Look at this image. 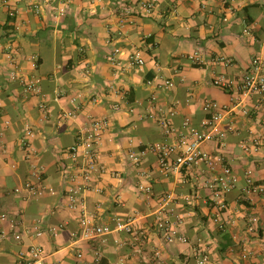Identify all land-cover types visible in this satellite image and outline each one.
<instances>
[{
    "label": "crops",
    "instance_id": "obj_1",
    "mask_svg": "<svg viewBox=\"0 0 264 264\" xmlns=\"http://www.w3.org/2000/svg\"><path fill=\"white\" fill-rule=\"evenodd\" d=\"M35 1L43 0H17L20 14L13 22L0 0V126L4 130L0 209L20 220L23 231L22 239L16 240L8 222L0 224V231L7 233L0 242V264H18L28 257L31 244L42 246L51 264H78V251L88 264H117L121 259L148 264L155 249L162 252V264H198L200 249L209 255L207 264H254L255 259L264 264V195L248 194L244 188L249 169L258 183L264 181V95L252 94L238 103L233 90L213 83L218 76L240 80L251 60L264 56V0H158L151 14H139L123 30L118 29L119 19L138 0H55L45 4L41 14L28 9ZM60 5L67 8L64 16L57 13ZM12 41L19 47L20 70L27 77L41 78V95L26 93L19 80L9 77ZM115 47L122 49L123 68L110 62ZM137 47L144 50L146 63L142 68L127 67L128 56ZM195 52L200 53L199 63L190 59ZM158 78L171 79L175 86L158 88ZM113 85L129 91L128 102L119 111L113 109L120 100L111 90ZM153 94L157 116L166 114L177 130L187 118L202 126L208 98L227 107L221 127L228 134L222 150L240 183L225 196V209L212 201L204 166L165 174L154 155L139 166L129 160L131 149L175 140L148 116ZM71 110L77 115L66 116ZM103 116L109 117L111 127L98 147L99 171L92 180V187L101 190L90 189L83 195L98 221L114 231L84 239L80 212L69 208L66 194L71 177L79 171L70 147L92 117ZM27 125L35 132L30 157L20 146ZM254 138L260 144L246 151L243 144L251 145ZM202 146L217 153L215 141ZM141 181L151 183L153 198L139 190ZM28 183L41 193L27 188ZM166 209L182 217L187 243L164 241L156 221ZM218 214L224 229L216 221ZM252 214L261 223L255 233L247 234ZM115 218L143 232V255L134 252V235L118 230ZM36 230L43 235L35 237ZM244 246L253 256H244Z\"/></svg>",
    "mask_w": 264,
    "mask_h": 264
},
{
    "label": "built area",
    "instance_id": "obj_2",
    "mask_svg": "<svg viewBox=\"0 0 264 264\" xmlns=\"http://www.w3.org/2000/svg\"><path fill=\"white\" fill-rule=\"evenodd\" d=\"M55 0H43L31 2L28 4V9L35 14H41L43 7L49 5ZM17 0H2V5L7 11L8 17L16 22L20 9L16 5ZM158 0H138L135 6H130L126 9L125 13L120 17L118 23V29L123 30L127 25H131L135 22V18L139 14L148 15L151 14L156 8ZM67 8L65 5L57 7V13L59 16L66 14ZM245 31H248L246 29ZM9 57L11 58L12 67L9 71V77L12 80H19L22 83L23 89L26 93L31 95H41L42 85L41 78L39 76L27 77L19 68L17 58L19 55V47L15 41H12L8 47ZM121 47H115L110 57V62L115 68H123V62L120 58ZM145 53L141 47L135 48L128 56L127 67L130 68H142L145 63ZM190 59L195 63H199L201 56L199 52H195L190 55ZM213 83L225 90H233L236 93L234 101L241 102L243 98L252 94L264 95V56H256L251 60L248 70L242 75L238 81L226 78L224 76H218L213 80ZM156 87L171 89L175 86V82L171 79L158 78L155 83ZM113 93L120 98L113 104V109L119 111L123 108V105L128 102V90L124 87L113 85ZM157 95L153 94L150 98L151 109L149 117L156 119L159 126L162 128L165 135L175 137L172 142L160 141L143 146L139 149H131L128 152V158L135 166L141 165L143 160L149 155H154L157 158L158 166L165 174L181 169L182 167H205L209 173V178L206 181V186L211 190L212 201L219 209L226 208L225 196L234 190L240 183V176L235 172L233 167L227 160L223 147L226 142L228 131L223 129L222 123L225 120L226 106H222L213 99H206L204 101L203 108L207 113L206 118L202 121V126L197 127L191 123L190 118L185 119L183 126L180 130H177L171 121V119L165 114L163 116H157L154 108H157ZM76 102V99H73ZM45 108V105H41ZM79 106V105H78ZM79 108V107H77ZM133 111V108L131 109ZM170 115L174 114V111H170ZM77 115V110H71L66 112V116L74 117ZM5 125L9 126L10 121L6 120ZM111 127V121L109 117H92L80 134L78 141L70 147V153L72 157L79 162V171L75 173L69 182L66 189L68 198V206L72 210H79L80 212V229L81 237L84 239H93L99 236L108 235L113 233L114 229L107 224L100 223L95 213L91 212L85 204L84 193L87 190L95 189L100 191L99 187H92V180L94 174L99 171L98 161V147L101 144L104 134ZM35 132L30 125H27L24 130V136L21 138L20 146L26 150L30 157L31 138ZM177 134V135H176ZM4 130L0 126V144ZM208 141H215L217 143V153H211L203 149V143ZM260 144L258 138H254L251 145L243 144V148L246 151L256 149ZM5 150V149H4ZM143 174L149 176L148 172ZM245 192L250 194L256 192L260 195H264V181L258 183L255 178L254 170L249 169L245 173ZM27 188L33 190L34 186L31 183L27 184ZM139 190L144 193L148 198H153L154 189L151 183L141 181L138 185ZM15 192H19L20 189H14ZM34 193L40 194L41 191L34 189ZM116 219V225L118 230H125L126 232L134 235V239L137 241L134 252L139 255H143L146 249L145 246L140 244L143 232L139 228L130 222H124L120 218ZM216 221L221 229L225 228V222L220 218V214L217 215ZM8 222L12 234L16 240H21L23 231L21 230L22 222L17 220L11 215L0 209V224ZM157 228L161 233L164 241L167 243H174L180 241L183 243L188 242V237L183 232L182 225L183 219L173 209H166L157 218ZM261 223L260 217L257 214H252L249 217V224L246 233H255L257 226ZM35 237L43 235L41 230L34 231ZM7 237V233L0 231V242H3ZM247 244V243H246ZM245 244V245H246ZM244 256H253V251L247 247H243ZM153 257L148 264H162V252L159 249L153 250ZM80 261L78 264H88L84 261V253L78 251L77 254ZM198 264H207L209 262V255L205 250H198L197 252ZM24 260L18 264H51L47 255L38 244H31L29 247L28 257H24ZM94 260L96 262L101 260V256L97 253ZM117 264H129L126 259H121ZM254 264H263L259 259H255Z\"/></svg>",
    "mask_w": 264,
    "mask_h": 264
},
{
    "label": "trees",
    "instance_id": "obj_3",
    "mask_svg": "<svg viewBox=\"0 0 264 264\" xmlns=\"http://www.w3.org/2000/svg\"><path fill=\"white\" fill-rule=\"evenodd\" d=\"M10 19V18H9ZM10 21H12L11 19H10ZM12 27V26H11Z\"/></svg>",
    "mask_w": 264,
    "mask_h": 264
}]
</instances>
